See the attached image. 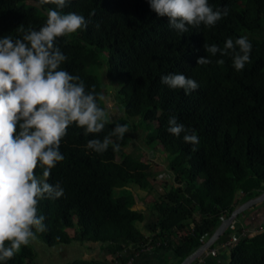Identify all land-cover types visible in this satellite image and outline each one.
<instances>
[{"label":"trees","instance_id":"16d2710c","mask_svg":"<svg viewBox=\"0 0 264 264\" xmlns=\"http://www.w3.org/2000/svg\"><path fill=\"white\" fill-rule=\"evenodd\" d=\"M208 3L213 10L227 7L229 14L214 26L202 24L178 33L167 17L152 11L148 0H67L62 10L50 0H0V38H22L21 26L39 30L49 9L83 15L89 21L86 29L57 38L56 45L67 57L61 68L78 75L86 91L95 89L103 109L101 70L113 86L121 84L115 95L118 115L102 132L86 134L75 124L69 126L59 149L65 158L46 180L59 183L64 196L45 197L38 204L46 231L36 235L49 247L97 243L105 253L102 259L71 264H134L152 251L167 255L163 264H182L209 241L224 219L264 193V0ZM241 36L252 44L250 62L241 71L235 70L231 52L212 56L204 48L216 44L223 49L229 38ZM200 57L212 62L198 65ZM221 59L224 63L218 64ZM175 73L195 80L199 88L186 94L161 83V77ZM171 116L192 129L199 143L191 145L184 142L183 133H169ZM117 123L128 124L134 133L144 125L156 126L145 134V143L167 153L173 181L164 185L163 195L155 190L158 175L151 165L131 152L133 139L128 133L123 139L112 136L104 153L86 147L90 139L109 135ZM115 144L119 151L113 150ZM42 173L38 166L35 174L44 180ZM130 184L145 199L155 197L149 213L135 209ZM116 190L122 192L118 197ZM260 206L264 208V202L249 210ZM243 214L234 220L236 225ZM137 225L147 227L145 232ZM261 226L264 222L254 230ZM240 231L228 227L211 250ZM224 251L228 264H264V231L242 236ZM0 264L43 263L29 243Z\"/></svg>","mask_w":264,"mask_h":264},{"label":"clouds","instance_id":"9594fccd","mask_svg":"<svg viewBox=\"0 0 264 264\" xmlns=\"http://www.w3.org/2000/svg\"><path fill=\"white\" fill-rule=\"evenodd\" d=\"M47 3L49 0H41ZM59 9L67 0H50ZM158 17H167L169 25L178 33L202 24L214 26L229 9L213 8L208 0H148ZM89 21L75 12L47 11L46 23L39 29L19 30L22 38H0V261L12 259L22 248L37 239L36 233L46 231L45 217L38 214L42 198L58 199L64 196L59 183H47L51 169L64 160L60 152L62 139L72 124L85 129L86 134L102 132L110 118L98 105L95 89L85 90L78 75L61 68L67 60L56 45L57 38L87 28ZM207 53L221 56L232 53L236 71L250 62L252 44L247 36L235 41L229 38L224 48L216 44L204 45ZM238 49V50H237ZM200 57L198 65L210 64ZM223 64L224 60H218ZM161 83L171 89H183L186 94L199 88L198 83L182 73L161 77ZM168 132L183 133L185 143L196 145L199 137L192 129L179 123L177 117L168 120ZM128 124H115L103 139H90L86 145L96 153H104L113 143L112 136L123 139L129 132ZM114 151L120 150L115 144ZM43 168L44 180L35 169ZM35 230V231H34Z\"/></svg>","mask_w":264,"mask_h":264},{"label":"rangeland","instance_id":"374dc122","mask_svg":"<svg viewBox=\"0 0 264 264\" xmlns=\"http://www.w3.org/2000/svg\"><path fill=\"white\" fill-rule=\"evenodd\" d=\"M100 73L103 76L102 78H104L103 80L105 85V91L103 95L104 110L108 113L110 120H113L118 115V111L116 113L115 108V95L116 89L120 88L121 84L115 82L113 83V86L111 83H109L107 77L105 76V69L101 70ZM155 127L156 126L154 125H150L147 128L144 125V127L139 128L136 133H134L129 127L130 130L128 134L133 139L131 152L140 154L143 157L144 161L151 165L152 169L158 175V177H156L153 182L155 190L158 195H163L165 192L164 185H169L173 181L171 173L168 169V162L166 160L167 153H165V151H163L161 147L152 148L150 146H147L145 143V134L152 133L155 130ZM144 129H148L149 132H144ZM128 189L134 195V199L136 202L135 209L145 210V212L149 213L148 208L155 200V197L151 195L149 198L145 199L142 195H139V189L134 184H130ZM121 194V191H115L116 197ZM236 227V229H239V222ZM137 228L140 231L145 232V228L147 227L137 225ZM71 234L73 235L74 232L72 231ZM30 244L36 250L39 262L43 264H71L75 260L84 259L83 254L86 249L85 245L80 242H73L69 245L49 247L38 237Z\"/></svg>","mask_w":264,"mask_h":264},{"label":"crops","instance_id":"0c3cea01","mask_svg":"<svg viewBox=\"0 0 264 264\" xmlns=\"http://www.w3.org/2000/svg\"><path fill=\"white\" fill-rule=\"evenodd\" d=\"M240 230H245L252 232L258 224L264 222V208L255 209L253 211H246L240 219ZM252 230V231H251ZM227 240V239H226ZM224 243V242H223ZM85 251L83 254L84 259H102L104 257V252L102 251L101 245L97 243H84ZM221 245V244H219ZM217 250V247H216ZM167 255L152 251L149 254L141 255L137 257L134 264H163V261L166 259ZM229 256L225 253L223 249L218 248L216 257H209L206 259L205 264H228Z\"/></svg>","mask_w":264,"mask_h":264},{"label":"water","instance_id":"95a60500","mask_svg":"<svg viewBox=\"0 0 264 264\" xmlns=\"http://www.w3.org/2000/svg\"><path fill=\"white\" fill-rule=\"evenodd\" d=\"M264 202V193L260 196L251 199L250 201L246 202L239 208H237L230 217L224 219V221L219 226V229L215 232V234L209 239L207 243L204 244L198 251H196L193 255L187 258L182 264H193L196 260H198L201 255H203L207 250H209L225 233L228 229L230 224L238 218L239 215L243 214L244 212L248 211L253 206L261 204Z\"/></svg>","mask_w":264,"mask_h":264},{"label":"built area","instance_id":"2783aa9c","mask_svg":"<svg viewBox=\"0 0 264 264\" xmlns=\"http://www.w3.org/2000/svg\"><path fill=\"white\" fill-rule=\"evenodd\" d=\"M236 223H237L236 221H233L230 224V226H229L230 229H232L233 231L236 230V228H237L236 227ZM262 231H264V227L263 226H261L260 228H257L256 230H254L252 232L254 233V232H262ZM249 233H251V232H248V231H245V230H241L240 231V235H237L236 233L232 234L226 240V242H224L223 244H221V246H218L217 247V250L216 249L211 250V248H210L203 255H201V257L198 259L199 264H205L206 259L209 258V257H216L217 256V252H218V248L225 250L226 248L230 247V245H233L237 241H239L242 236H247ZM129 264H131V262Z\"/></svg>","mask_w":264,"mask_h":264}]
</instances>
